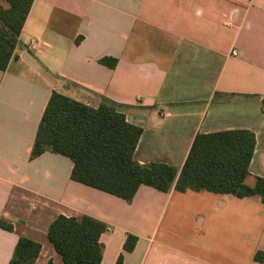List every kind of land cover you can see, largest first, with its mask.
I'll use <instances>...</instances> for the list:
<instances>
[{
  "label": "crops",
  "instance_id": "obj_1",
  "mask_svg": "<svg viewBox=\"0 0 264 264\" xmlns=\"http://www.w3.org/2000/svg\"><path fill=\"white\" fill-rule=\"evenodd\" d=\"M15 55L0 70V222L13 226L0 227V264L20 238L42 245L36 264H63L48 240L59 216L107 226L103 264H264L259 196L143 185L127 202L72 180L65 156L31 160L57 92L94 108L115 103L143 130L134 160L177 177L197 135L253 132L254 187L264 178V0H35Z\"/></svg>",
  "mask_w": 264,
  "mask_h": 264
},
{
  "label": "trees",
  "instance_id": "obj_2",
  "mask_svg": "<svg viewBox=\"0 0 264 264\" xmlns=\"http://www.w3.org/2000/svg\"><path fill=\"white\" fill-rule=\"evenodd\" d=\"M0 4V70L6 71L35 0H2ZM101 63L115 67L117 60ZM143 130L130 124L110 101L94 108L53 92L40 122L31 160L50 152L69 158L72 180L132 202L141 186L169 192L192 190L238 198L259 196L264 204V178L254 187L246 184L256 149L253 132L236 130L199 134L186 163L177 170L164 164H140L134 153ZM13 231V226L0 222ZM107 226L84 216L57 217L50 225L48 240L63 264H103L102 235ZM137 238L129 236L125 250L132 252ZM42 245L20 238L9 264H36ZM256 259H260L259 255ZM117 264H123L120 256Z\"/></svg>",
  "mask_w": 264,
  "mask_h": 264
},
{
  "label": "built area",
  "instance_id": "obj_3",
  "mask_svg": "<svg viewBox=\"0 0 264 264\" xmlns=\"http://www.w3.org/2000/svg\"><path fill=\"white\" fill-rule=\"evenodd\" d=\"M30 45H31L32 48H35L36 47V42L32 41ZM235 55H236V52H234V56ZM108 231H111V228H109Z\"/></svg>",
  "mask_w": 264,
  "mask_h": 264
}]
</instances>
